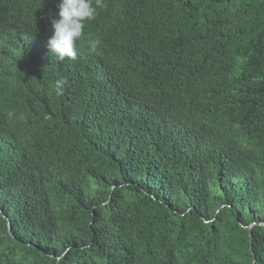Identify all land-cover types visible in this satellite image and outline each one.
Returning <instances> with one entry per match:
<instances>
[{
	"label": "trees",
	"instance_id": "16d2710c",
	"mask_svg": "<svg viewBox=\"0 0 264 264\" xmlns=\"http://www.w3.org/2000/svg\"><path fill=\"white\" fill-rule=\"evenodd\" d=\"M58 3L0 0V264H264V0H104L63 62Z\"/></svg>",
	"mask_w": 264,
	"mask_h": 264
},
{
	"label": "clouds",
	"instance_id": "9594fccd",
	"mask_svg": "<svg viewBox=\"0 0 264 264\" xmlns=\"http://www.w3.org/2000/svg\"><path fill=\"white\" fill-rule=\"evenodd\" d=\"M104 0H59L58 12L51 18V36L47 41L49 52L63 62L66 58L75 60L77 43L84 36L87 22L96 19L98 9L104 8ZM100 40L90 39V50L95 51Z\"/></svg>",
	"mask_w": 264,
	"mask_h": 264
}]
</instances>
